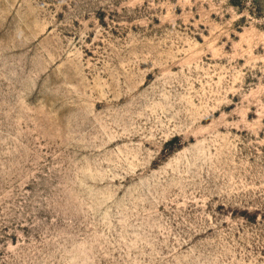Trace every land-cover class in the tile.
<instances>
[{
	"label": "rangeland",
	"instance_id": "1",
	"mask_svg": "<svg viewBox=\"0 0 264 264\" xmlns=\"http://www.w3.org/2000/svg\"><path fill=\"white\" fill-rule=\"evenodd\" d=\"M0 264H264V0H0Z\"/></svg>",
	"mask_w": 264,
	"mask_h": 264
}]
</instances>
